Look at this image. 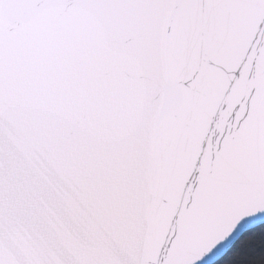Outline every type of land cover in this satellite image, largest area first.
Masks as SVG:
<instances>
[{
    "label": "water",
    "instance_id": "water-1",
    "mask_svg": "<svg viewBox=\"0 0 264 264\" xmlns=\"http://www.w3.org/2000/svg\"><path fill=\"white\" fill-rule=\"evenodd\" d=\"M264 223V0H0V264H212Z\"/></svg>",
    "mask_w": 264,
    "mask_h": 264
},
{
    "label": "trees",
    "instance_id": "trees-1",
    "mask_svg": "<svg viewBox=\"0 0 264 264\" xmlns=\"http://www.w3.org/2000/svg\"><path fill=\"white\" fill-rule=\"evenodd\" d=\"M212 264H264V223L244 231Z\"/></svg>",
    "mask_w": 264,
    "mask_h": 264
}]
</instances>
